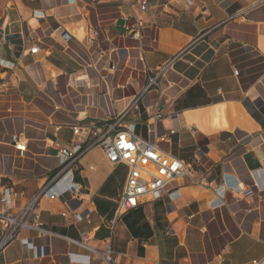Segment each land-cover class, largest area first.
<instances>
[{
    "label": "crops",
    "instance_id": "0c3cea01",
    "mask_svg": "<svg viewBox=\"0 0 264 264\" xmlns=\"http://www.w3.org/2000/svg\"><path fill=\"white\" fill-rule=\"evenodd\" d=\"M148 2L146 15L132 10L144 24L134 40L119 27L130 10L118 4L0 0V197L19 194L0 208L19 214L49 184L61 164L51 147L81 154L54 199L37 202L48 234L19 231L0 264H103L77 244L81 234L116 264L264 257V0ZM117 118L190 166L161 200L118 218L127 168L110 166L98 146L84 151L92 137L72 133Z\"/></svg>",
    "mask_w": 264,
    "mask_h": 264
},
{
    "label": "built area",
    "instance_id": "2783aa9c",
    "mask_svg": "<svg viewBox=\"0 0 264 264\" xmlns=\"http://www.w3.org/2000/svg\"><path fill=\"white\" fill-rule=\"evenodd\" d=\"M82 1L84 0H80V2ZM91 1L113 3L128 8L130 11L121 17L119 27L124 36L134 40L141 39L144 24L142 20L135 16L132 10L137 7L146 15L151 10L148 0ZM38 49L37 46L30 47L28 53L35 54ZM110 69L113 70L114 66H111ZM235 74L237 73L235 72ZM147 83L148 88L157 86V76H148ZM158 118L159 116L156 115L155 119ZM72 133L76 139L86 135L92 137L90 145L84 151L98 146L110 166L124 165L127 168L123 191L118 199L115 211L116 218L135 209L144 199L147 201L161 200L172 182L177 178L190 175L188 163L165 152L156 140H143L136 136L131 128L121 127L119 118L112 122H106L101 126L89 127L84 132L80 126H74L72 127ZM10 141L20 154L26 151V144H24L20 135L11 136ZM49 153H53L61 160L60 167L49 184L44 186L19 214L9 215L4 209L0 208V227L3 229L0 249L14 240L21 230L35 231L39 236L48 234L43 228V224L39 222L38 216L34 213L37 202L43 196H47L50 200L54 199L55 193L51 191L57 180L64 178L66 173L70 172V166L81 155L58 146L51 147ZM64 173L65 175L62 176ZM18 195V193L10 191L9 188H5L0 197V203L10 207L11 198ZM112 227H109V231L112 230ZM86 240V235L81 234L77 244L89 251L103 264H116L115 260L110 258L111 251L109 247L97 252L85 244ZM89 262L90 259L85 257L83 263L89 264ZM252 264H264V257L252 261Z\"/></svg>",
    "mask_w": 264,
    "mask_h": 264
},
{
    "label": "bare ground",
    "instance_id": "6f19581e",
    "mask_svg": "<svg viewBox=\"0 0 264 264\" xmlns=\"http://www.w3.org/2000/svg\"><path fill=\"white\" fill-rule=\"evenodd\" d=\"M258 88H261L264 92V80L259 84Z\"/></svg>",
    "mask_w": 264,
    "mask_h": 264
}]
</instances>
